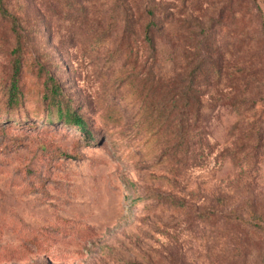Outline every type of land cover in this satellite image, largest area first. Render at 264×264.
Listing matches in <instances>:
<instances>
[{
  "label": "rangeland",
  "instance_id": "1",
  "mask_svg": "<svg viewBox=\"0 0 264 264\" xmlns=\"http://www.w3.org/2000/svg\"><path fill=\"white\" fill-rule=\"evenodd\" d=\"M5 1L30 38L11 105L16 40L0 17V264H264V0L139 1L168 30L156 59L138 36L122 44L116 0ZM193 39L222 69L200 82L183 166L141 93L152 70L187 68ZM47 75L89 136L47 121Z\"/></svg>",
  "mask_w": 264,
  "mask_h": 264
},
{
  "label": "trees",
  "instance_id": "2",
  "mask_svg": "<svg viewBox=\"0 0 264 264\" xmlns=\"http://www.w3.org/2000/svg\"><path fill=\"white\" fill-rule=\"evenodd\" d=\"M119 3V11L122 14L124 24L121 35L122 44L127 49L133 50L131 39L140 37L141 43L146 51L157 58L158 40L167 33V29L159 17L155 7H143L141 0H116ZM74 2H78L75 0ZM130 4L136 7V17L130 15ZM79 11H85L80 7ZM74 14H80L75 12ZM0 17L9 23L11 32L16 40V49L12 52L14 57L12 63V75L10 76V86L8 87V98L11 105H17L23 98L19 87L20 79L24 67V54L28 47L29 36L22 28L21 20L14 16L7 7L5 0H0ZM138 30V31H137ZM187 46L188 55L187 68L183 67V72L171 78H163L156 71L151 72L150 87L147 85L141 93L145 104L154 111L155 119L150 123L149 131L158 134L161 130L169 136L170 145L168 154L173 159H178L183 166H187V157L193 145L195 132L199 129L202 118V91L200 82L202 78L207 79L210 67L214 69L215 75L221 74L222 63L220 58L213 59L215 50L208 42H201L193 39ZM203 51V52H202ZM220 67V70H219ZM40 71L44 68L40 66ZM213 71V70H212ZM136 78H139L137 76ZM47 92L44 95L49 110L47 121L64 122L67 126H75L81 134L90 135L88 124L65 97L61 94L60 87L55 78L47 75ZM149 88V89H148ZM148 91L146 92V90ZM148 102V103H147ZM164 124L167 126L164 129ZM187 155V156H186ZM257 155L233 153L231 158L238 165L243 163L251 164ZM185 159V160H184Z\"/></svg>",
  "mask_w": 264,
  "mask_h": 264
}]
</instances>
